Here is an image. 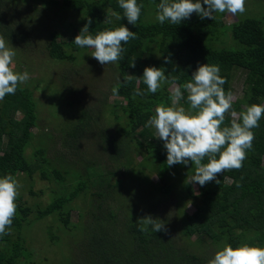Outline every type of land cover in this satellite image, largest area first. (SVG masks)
<instances>
[{"label": "trees", "instance_id": "16d2710c", "mask_svg": "<svg viewBox=\"0 0 264 264\" xmlns=\"http://www.w3.org/2000/svg\"><path fill=\"white\" fill-rule=\"evenodd\" d=\"M160 2L137 0L143 8L140 19L133 26L128 24L118 0H0V36L6 45L15 49L14 58L18 61L22 58L20 61L25 62V52L36 44L33 36L46 35V50L52 60L63 64L77 62L84 53L93 50L73 43L89 18L92 20L89 30L93 36L121 25L137 34L136 39L123 45L125 51L121 59L110 64L121 81L116 97L127 102L124 105L122 101H115L110 110L117 123L127 118L125 132H105L100 127V109L83 105L79 97L81 91L67 88L77 79L74 71L63 75L62 90L57 88L54 91L53 86H47L46 90L53 91L51 101L54 102L45 122H40V103L35 98V92L41 89V80L33 89L19 85L14 95H6L0 101V178L12 174L19 182L17 210L10 234L0 235V264H47V259L34 260L29 247L33 242L30 233L36 223L52 216L60 223V231L65 230L69 237L90 245V264H207L214 256V249L221 250L225 244H231L233 248L244 243L264 247V115L259 127L252 129L255 135L253 148L247 151L243 167L218 175L219 185L215 181L204 187L198 185L200 193L197 194L195 184L188 181V177L195 174V166L177 164L168 167L163 141L155 140L153 131L146 126L150 117L155 115L158 104L171 106L172 85L162 81L153 94L142 79L139 85L135 78L126 85L123 83L129 72L142 78L144 68L154 66L162 68L169 79L175 77L183 91V84L191 80L198 65H218L220 75L226 79L225 93L232 92V82L238 74L246 84L244 98L232 104L221 127L230 126V113L234 108L241 111L243 105H264V12L244 18L230 27L221 19L225 13L219 12L212 20L201 19L193 13L182 23L166 21L160 24L156 20ZM254 2L260 7L264 1ZM39 4L58 10L65 21L78 17L80 23L66 22L63 26L67 32L46 25L41 27L39 20L44 15ZM228 32L232 33V46L221 37H226ZM68 48H73L79 56L69 53ZM165 56L171 63H164ZM133 61L135 68L130 67ZM118 79L115 78L111 89L117 85ZM137 88L145 95L133 98ZM105 99L107 101V96ZM105 99L98 103L106 106ZM76 105L80 109L78 117L74 114ZM178 106L186 110L190 108L186 91ZM18 114L23 115L19 120ZM141 128L143 139L138 142V147L144 148L151 158L150 169L157 171L161 185L150 181L145 169L126 161L128 147L123 136ZM34 129L38 132L35 133ZM55 133L60 135L57 142ZM94 137L98 141L96 152L91 155L84 149L85 143L89 139L95 140ZM207 162V158L202 161ZM181 170L186 173L183 183H172L174 175L180 174ZM117 172L124 176H118ZM224 176L230 181L223 182ZM39 182H48L52 186L51 202L45 206L33 205L29 201L42 193L34 187ZM177 187L186 200L197 206L195 214L187 213V204H180L174 217L166 214L164 209L160 211V202L155 195H169ZM80 199L89 203L90 210L80 212L79 223H74L72 212L80 209L74 206ZM145 215L164 221L167 234L163 231L156 233L151 227L148 232L139 231L136 222ZM175 220L181 223L179 233L185 242L174 235ZM55 228L50 225L49 238L51 244L58 245L60 237ZM194 237L198 239L192 242ZM75 254L72 258L63 256L62 262L74 264Z\"/></svg>", "mask_w": 264, "mask_h": 264}, {"label": "clouds", "instance_id": "9594fccd", "mask_svg": "<svg viewBox=\"0 0 264 264\" xmlns=\"http://www.w3.org/2000/svg\"><path fill=\"white\" fill-rule=\"evenodd\" d=\"M119 7L124 10V17L128 24L136 25L140 19L142 4L137 0H118ZM246 0H161L157 5L156 20L160 24L170 21L179 24L191 18L193 13L201 19H214V14L228 13L235 16L246 11ZM205 5L207 7H205ZM119 19V15H117ZM92 20L89 18L87 24L80 30L73 43L78 47L93 49L91 57L101 65L115 63L121 59L125 51L123 45L130 40L136 39V32L127 26L121 25L115 30H104L97 32L94 36L90 34ZM16 52L6 45L5 39L0 36V101L6 95H14L19 85L26 83L29 73L15 72L13 58ZM164 63H171L169 57H163ZM133 61L130 67L135 68ZM218 65L208 63L198 65L192 73L191 80L181 86L177 85L176 78L165 76L162 68L145 67L142 78L126 75L123 83L126 85L133 78L137 85L141 79L147 90L155 94L162 81L172 85L170 89L171 106L158 104L155 115L151 116L146 126L153 127L158 140L163 141L167 152L166 164L172 167L177 164L195 166V174L188 177L194 184L204 187L215 181L226 170H239L247 158V151L253 148L255 139L252 129L259 127V121L264 115V105H245L244 110L237 113L231 111L230 126L221 127L225 121V114L232 109L234 94L229 91L225 93L223 85L226 79L220 75ZM121 81L113 87L112 94H119ZM187 92V102L190 108L186 110L178 106ZM144 92L137 88L133 93L135 96H143ZM223 149V150H222ZM207 158L208 162L202 163ZM230 178L224 176L223 182L227 183ZM240 185L237 184V187ZM19 182L12 174L0 178V235L10 234L13 218L16 215V198L18 195ZM139 231L151 230L158 233L163 231L167 234L168 229L164 221L145 215L136 222ZM9 230V231H6ZM207 264H264V247L251 246L247 243L233 248L231 244H225L221 250H217Z\"/></svg>", "mask_w": 264, "mask_h": 264}, {"label": "rangeland", "instance_id": "374dc122", "mask_svg": "<svg viewBox=\"0 0 264 264\" xmlns=\"http://www.w3.org/2000/svg\"><path fill=\"white\" fill-rule=\"evenodd\" d=\"M261 1V0H260ZM264 1V0H262ZM41 9V14L44 15L43 19L39 20V23L41 27H44L45 25L49 28L58 29L61 32H67V29L64 24L67 23H80L78 17H72L68 20H64L62 18V14H60L55 10H50L48 7H42L40 4L38 6ZM246 11L243 14L237 13L234 17L230 16L228 13H225L222 16L223 23L230 27L233 24L238 23L240 20H243L244 18H251L253 16H259L261 13L264 12V2L261 3V6L259 7V3L254 2V0H246ZM263 9V11H261ZM30 12V11H28ZM58 13V14H57ZM39 29L36 31L38 32ZM223 41L228 43L229 46H232L233 44V38L232 33L228 32L226 37L221 36ZM33 40L36 44L31 46L29 48V52H25V55L23 58L24 61H18L15 58H13V63L15 67L13 70L15 72L23 73L24 71H27L29 73L30 79L24 83L21 84L23 87H31L33 89L34 85L38 81H43L41 84V89L35 92V98L39 99V108H38V114L40 118V122H45L49 118V112L52 108V103L54 101H51L54 97L53 91L50 89H47V86H53L54 91L55 89H61L63 88L62 84V77L65 74V72L74 71L76 79L73 81L70 85L67 86V88L77 89L78 91H81V95L79 96L80 99H82V104L87 105L88 107H91L95 110H98V108L101 111V128L106 132H112V133H118L122 132L126 129H128V120L125 118L124 120L120 122H116L114 120L113 115L111 114L110 106L115 101H122L124 105H126V101L122 98H117L116 96H113L111 87L114 84L115 78L118 79V75L114 71V67L110 64L108 65H101L96 59L92 58V52H86L82 55V58L79 57V60L75 63H60L57 61H54L50 58L48 55V52L46 50V41L47 37L46 35L41 36H33ZM10 47L9 45H7ZM12 48V47H10ZM15 50V49H14ZM68 52L71 54H75L79 56V53L75 51L73 48H68ZM23 60V59H22ZM127 75H132L131 72H129ZM244 80L240 74L236 75L233 82H232V93L234 94L235 99L233 100L232 104L238 103L240 100H242L245 96L246 91V84H244ZM62 84V85H61ZM61 85V87H60ZM172 86L170 87V89ZM49 90V91H48ZM107 96V101H106ZM107 102L106 106H103L102 103H98L99 101ZM59 101V100H57ZM97 101V103H96ZM61 102V100H60ZM104 102V103H105ZM106 104V103H105ZM243 105V110H244ZM79 106L76 105V112H74L75 116L78 117V111L80 110L78 108ZM68 110V108H65ZM241 110V111H243ZM232 111H236L237 113L241 112L238 109H233ZM23 117L22 114L17 115V119H21ZM75 117V118H76ZM43 124V123H42ZM150 129L153 131L155 140L160 142L161 140H158L155 129L153 127H150ZM100 131V129H97ZM139 129L130 135L127 136V134H124V138L126 140L125 146L127 148V154L128 158L126 159L127 162H131L133 166L139 168L145 169L146 175L150 179V181H153L155 184H160V179L158 177L157 171H151V158L148 156L146 150L144 148L138 147V142H140L141 139H143L140 135ZM34 132L37 133L38 130L34 129ZM95 138V137H94ZM60 140V135L58 133H55V141ZM98 140L95 138V140L87 141L85 143V149L89 154L94 155L96 150V142ZM89 142V143H88ZM59 149V148H58ZM31 151H29L30 154ZM125 160V159H124ZM107 161V160H106ZM126 163V162H125ZM118 170V169H117ZM183 171H180V174L174 175L173 179L171 180L172 183L179 184L183 183L182 178L186 173H182ZM118 176H120L121 172ZM182 174V176H181ZM124 176L122 175L120 177ZM135 181V180H133ZM189 182L191 180L188 179ZM232 183V181H231ZM36 184V183H35ZM161 185V184H160ZM29 187V186H28ZM35 190H42V193L38 198H33L29 201L30 203L40 204L41 206H45L50 204L51 202V196L53 195L51 191V185L48 184V182H39L37 185H34ZM54 187V186H53ZM195 191L197 194L200 193L198 184L194 185ZM58 189L55 187V190ZM156 199L160 202L159 207L161 210L164 209L166 214H171L172 217L177 215V210L180 206V204L186 205L185 210L187 209V213L189 215H193L197 212V206L195 204L190 203L188 200L184 198L183 192L180 191V187H177L174 192H172L169 195L164 194H156ZM74 206H78L80 209L74 210L72 213V221L74 223H79V213H87L89 208V203L83 200H78ZM175 224L173 227H175V237L182 242H185V239L183 235H181V223L174 221ZM53 225L55 228V231L57 232V235L60 237V244H51L50 238H49V231H50V225ZM61 225L58 224L55 217H49L45 221H41L36 223L35 227L30 233V236L33 240L30 244V250L33 253V258L35 261H41L42 259H47V264H62L63 256L69 258L72 256L73 253H76L74 255L75 262L74 264H90L88 260V251L90 248V245H83V243L79 242L78 240H75V238L69 237L70 234H68L65 230L60 231ZM180 230V233H179ZM198 238L194 237L192 242H195ZM63 243V245H61ZM218 249H214L212 252L215 254V252ZM212 255V254H211ZM72 258V257H71ZM92 263L94 262V257L91 258ZM87 261V262H86ZM64 264V263H63Z\"/></svg>", "mask_w": 264, "mask_h": 264}]
</instances>
